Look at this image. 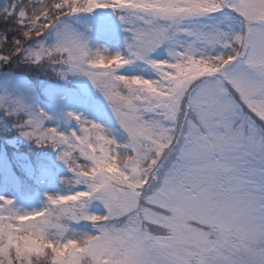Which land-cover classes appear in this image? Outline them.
Here are the masks:
<instances>
[{"label":"snow or ice","instance_id":"obj_1","mask_svg":"<svg viewBox=\"0 0 264 264\" xmlns=\"http://www.w3.org/2000/svg\"><path fill=\"white\" fill-rule=\"evenodd\" d=\"M109 10L125 52L64 19ZM0 20L17 25L0 35V68L87 78L124 134L74 110L61 118L76 130L49 127L41 96L67 97L11 78L0 112L55 149L78 190L33 210L0 197V264H264V0H14ZM136 61L158 78L121 74Z\"/></svg>","mask_w":264,"mask_h":264},{"label":"trees","instance_id":"obj_2","mask_svg":"<svg viewBox=\"0 0 264 264\" xmlns=\"http://www.w3.org/2000/svg\"><path fill=\"white\" fill-rule=\"evenodd\" d=\"M13 2L14 0H0V9L10 7ZM24 3H27V0H24ZM72 18L66 17L64 19L68 22ZM16 28L17 25L14 20H0V35L7 34L9 40L17 34L13 30ZM45 38L49 43L54 42V31L50 30L49 33H46L42 39ZM10 74L21 75L33 84L47 85L52 89H57V91L59 89L75 91L76 86H80V84L71 82V79L69 81L57 79L51 70L46 71L34 65L25 64L19 59H13L0 68V76ZM77 78L79 77H73L74 80ZM80 96L86 99L89 95L82 92ZM41 97V99H45V97ZM94 117L97 120L104 119L111 129L116 131V139L124 140V134L116 120H112L111 117H107L103 113L94 115ZM13 123V118L0 112V193L3 190L14 191L17 206L29 210V204L38 206V200L45 197L44 185L50 188L55 186L57 182L55 176L63 168V162L56 159V151L51 146L38 147L35 143L24 140L13 127ZM47 126L55 127L49 123ZM7 172L11 174L9 178Z\"/></svg>","mask_w":264,"mask_h":264},{"label":"rangeland","instance_id":"obj_3","mask_svg":"<svg viewBox=\"0 0 264 264\" xmlns=\"http://www.w3.org/2000/svg\"><path fill=\"white\" fill-rule=\"evenodd\" d=\"M217 18H219V14H217ZM205 22L207 18H204ZM68 23L74 24L80 28H88L91 26L93 30L91 31V36L93 38V43H104L107 47L115 52V51H126L125 39L128 36V33L125 31L124 26L118 19V16L112 11H98L94 16H76L72 19H69ZM154 59H167L168 58V47L162 46L157 49L156 52L152 54ZM121 74L124 75H141L145 78L156 79L158 78V74L147 64L136 61L130 65L125 66L121 69ZM15 77L16 80H26L21 75H1L0 76V91L7 90H15L14 84L15 81H12L11 78ZM8 83H5V82ZM71 82H75L76 84H80V86H76L75 91H70L68 89L57 91L59 95L66 96L67 99L60 100L58 99L55 104H49L45 99H41V106L45 107V109L53 116V119L47 121L51 126L58 127L59 130L64 132L76 130L79 125L74 121H68L66 119H62V113L74 110L78 113H81L84 117L88 119H92L98 123L104 125L108 131L116 138L115 132L111 129L110 125L104 121V119H96L94 115H99L100 113L106 115L107 117H111L112 120H116L114 115L111 112V109L107 103V101L103 98L102 94L98 92L97 89L92 85L90 80L85 77H79L77 79L71 78ZM85 92V95L88 94L86 99L80 96V93ZM103 109V111H100ZM106 118V117H105ZM59 164V162H58ZM8 178L10 177V173L7 172ZM57 178V182L54 187L50 188L44 185L45 188V197L38 200V206L33 204H29V210L38 209L45 205L46 198L48 194H64L70 190H78L74 188L72 185L67 183V181L73 178V173L70 169L63 164V168L60 169L58 175L55 176ZM0 197H8L11 199L16 198L15 192L12 190H3L0 193ZM96 211H101L100 206H96Z\"/></svg>","mask_w":264,"mask_h":264}]
</instances>
